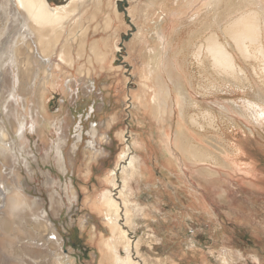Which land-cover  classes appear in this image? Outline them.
<instances>
[{
    "label": "rangeland",
    "instance_id": "obj_1",
    "mask_svg": "<svg viewBox=\"0 0 264 264\" xmlns=\"http://www.w3.org/2000/svg\"><path fill=\"white\" fill-rule=\"evenodd\" d=\"M69 1L49 0L53 7ZM190 1L187 11L186 0L77 4L63 38L74 30V62L63 61L59 51L53 55L44 90V68L35 60L34 71L25 68L21 23L5 18L0 0V30H7L3 41L16 40L20 48L14 71L0 72V264H113L100 249L101 237H110L112 229L107 208L99 204L106 191L121 203L124 187L133 222L125 225L123 211L120 225L134 244L141 240V254L133 248L131 255L142 264H223L225 257L230 264H264V120L257 125L219 114L212 121L187 105V114L195 113L202 124L190 125L195 143L220 157V164L182 155L174 141L176 115L168 116L165 126L157 120L151 98L157 80L155 75L153 82L147 79L156 68L152 46L160 45L163 62L172 29L178 39L199 34L194 43L201 42L209 34L207 24L212 21L217 29L218 20L221 28L239 13L234 11L241 0L211 6L209 0ZM176 12L178 19L169 18ZM11 13L22 11L13 4ZM218 33L226 42L221 29ZM192 45L186 61L193 90L208 92L217 83L215 68L209 59L203 64L191 57ZM236 58L252 72L250 62ZM133 156L137 172H124ZM248 166L255 167L256 176L247 173ZM120 254L127 255L124 246Z\"/></svg>",
    "mask_w": 264,
    "mask_h": 264
},
{
    "label": "bare ground",
    "instance_id": "obj_2",
    "mask_svg": "<svg viewBox=\"0 0 264 264\" xmlns=\"http://www.w3.org/2000/svg\"><path fill=\"white\" fill-rule=\"evenodd\" d=\"M83 1L84 0H70L67 4L53 7L49 0H4L5 4L2 9L5 11V18L9 22L16 21V23H21L20 35L18 36L22 40L20 48H27V60H24V64L26 65H24L25 68L34 71V60L35 62H39L44 68L46 76L41 82L40 89H47V84L50 79L47 64L52 61L53 55L57 54L58 51V55L63 61H69L70 64H73L74 62V57L71 52V47L73 45L71 42L75 41V38L73 37L75 36L74 30L70 29L69 36L65 40L63 38L65 36L64 34H66L65 30H67V25L74 17L75 12L79 9H77L76 5L81 4ZM186 1L187 2L182 8L187 11L191 7V1ZM209 1L207 2V5L211 6L212 4L217 5L220 0ZM13 4L17 7L19 12L21 10L22 13L13 16L11 13ZM239 4L240 5L234 11L235 13H239L227 20L221 28H219V22L216 20L214 25L215 27L217 26V29H214L213 24L210 26L211 21L209 25L207 24L208 29L205 28V31L210 30L207 32L209 34L203 38L201 37V40H204L196 43L193 42L195 45H192L193 56H191H195L196 60L203 64L205 59H209L211 65L215 68L214 75H217V77H215L217 78V83L211 84L209 86L210 88H208L209 90L205 88L208 92H204L200 87L199 89L202 90V92L200 90L198 92L194 91L193 89L196 88H193V82L189 79V76L187 77L186 73L184 74L183 72L182 58L179 59L183 48L181 42L177 41L178 36H180L176 33L178 31L172 29L174 34L172 37L170 36L168 41V50L166 51L163 62L164 53L161 50L160 45H153L154 47L152 46L151 48L152 56L156 61V63L153 62L152 64L155 63L156 65H154L156 68L149 70V76L147 79L151 80L150 82H153L151 78L155 75L154 77L157 80V83L152 87L153 96L151 97L155 104L154 107L157 114V120L164 124L163 122L167 120L168 116H177L176 140L174 141L177 143V149H179L182 155L184 154L191 162H212V160H216V163L220 164V161H218L220 157L216 158L213 152H208L201 147V144L195 143V140L197 139L195 135H197V133L195 132L196 129L193 131L191 126L197 125L198 127H201L202 124L199 123L196 116H194L195 113L187 114V105L198 107V109L201 110V114L199 113V115L205 119L210 118L212 121H215V117H218L219 114H221L220 116L225 114L228 118H235L236 120L244 118L251 121L253 119L257 122V125L264 120V0H241L239 1ZM197 13H194L193 15L191 14V18L188 17L192 24L196 20L195 16ZM179 15L180 14L177 12L175 14L171 13L169 18L172 17L178 19ZM173 28L175 29V26ZM218 29H221L222 35L227 39L226 42L221 40ZM6 31L0 30V72H5L7 68H11V70L14 71L13 68L17 65L16 62H18L15 53L20 51L16 40H10L8 43H4L3 37H5ZM190 31L192 32L191 29ZM28 37L31 38V40L28 39ZM18 40L20 41V39ZM80 47L81 50L78 54L79 56H82L85 49V41L81 42ZM187 47H189V45H187ZM92 50L96 52L97 55H100L99 52H97L95 45L92 47ZM236 56L246 63L250 62V65L253 66L252 72H249L243 64L238 63ZM148 82L149 81L146 80V86L151 87ZM224 94H231L232 99L227 100V97ZM207 97H211V99H207ZM1 133L4 137L7 136L4 127L1 129ZM60 157V160H63L62 155H60ZM254 163L255 159L252 158L249 166H254ZM138 165L136 157L133 156L128 165L123 167V171L128 172L131 170L132 172H137ZM253 166L247 168L246 171L249 175L256 176V173H254L256 169ZM210 169H212V167ZM205 170H208L209 173L214 172L213 170H209V168ZM216 173L218 172L216 171ZM67 188V190L70 189L69 185H67ZM119 194L122 198L121 203L117 198H114L109 191H106L104 193L105 201L103 204H99L101 208L103 206L107 208V211H105L107 215L106 217H108L107 219L109 221V223H107L109 225L111 224L112 229L110 237L106 236V234L101 237L100 249L104 252V258L111 259L113 264H142L140 260L134 259L131 255L133 248L137 254H141L143 248L141 246V240H138L134 244L129 238V231L120 225V218L122 217L121 213L123 211L125 225H131L133 222V211L130 207L132 204L130 205L129 194L126 193L125 187L124 192L123 190H120ZM73 196L76 197L75 194ZM9 200H11V202L13 201L11 197ZM1 202L0 199V203ZM16 202L18 201L15 197L13 203L16 204ZM121 204H123V208ZM120 246H124V250L127 253L125 257H122L120 254ZM223 264H230L226 257L223 258Z\"/></svg>",
    "mask_w": 264,
    "mask_h": 264
},
{
    "label": "crops",
    "instance_id": "obj_3",
    "mask_svg": "<svg viewBox=\"0 0 264 264\" xmlns=\"http://www.w3.org/2000/svg\"><path fill=\"white\" fill-rule=\"evenodd\" d=\"M185 38L186 39H184V40H182L181 38H180V42H181V46H182V51H181V55H180V57H179V59H181V61L183 62L182 64H183V72H184V74L186 73V75H187V77L189 76V79L193 82V74L191 73V71L190 70H188V66H189V63H187V54H186V51H188V49L187 48H191V45L193 44V40H195L196 41V39H198V37L196 36L195 38L194 37H192L191 35H186L185 36ZM194 38V39H193ZM186 40H188V41H186ZM185 41V42H184ZM188 42V43H187ZM191 42V43H190ZM189 45V47H187V45ZM185 45H186V47H185ZM185 47V48H184ZM192 57V56H191ZM185 62V63H184ZM200 75V74H199ZM191 77V78H190ZM201 80H202V76H201ZM193 84V83H192Z\"/></svg>",
    "mask_w": 264,
    "mask_h": 264
}]
</instances>
